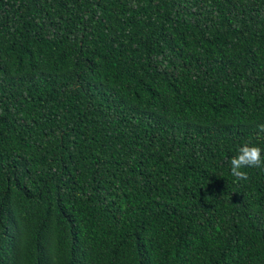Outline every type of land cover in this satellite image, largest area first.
Returning a JSON list of instances; mask_svg holds the SVG:
<instances>
[{
  "label": "trees",
  "instance_id": "1",
  "mask_svg": "<svg viewBox=\"0 0 264 264\" xmlns=\"http://www.w3.org/2000/svg\"><path fill=\"white\" fill-rule=\"evenodd\" d=\"M264 0H0V264H264Z\"/></svg>",
  "mask_w": 264,
  "mask_h": 264
},
{
  "label": "clouds",
  "instance_id": "2",
  "mask_svg": "<svg viewBox=\"0 0 264 264\" xmlns=\"http://www.w3.org/2000/svg\"><path fill=\"white\" fill-rule=\"evenodd\" d=\"M249 167L264 168V148L254 144L243 143L230 160V170L234 176L244 177L243 169Z\"/></svg>",
  "mask_w": 264,
  "mask_h": 264
}]
</instances>
